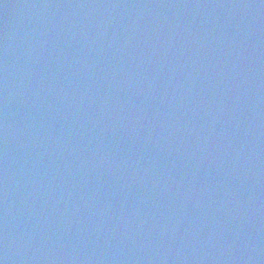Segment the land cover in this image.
Returning <instances> with one entry per match:
<instances>
[{
  "label": "water",
  "instance_id": "95a60500",
  "mask_svg": "<svg viewBox=\"0 0 264 264\" xmlns=\"http://www.w3.org/2000/svg\"><path fill=\"white\" fill-rule=\"evenodd\" d=\"M0 264H264V0H0Z\"/></svg>",
  "mask_w": 264,
  "mask_h": 264
}]
</instances>
